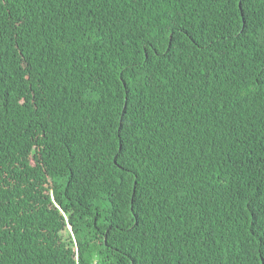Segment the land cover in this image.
Masks as SVG:
<instances>
[{
    "label": "trees",
    "instance_id": "16d2710c",
    "mask_svg": "<svg viewBox=\"0 0 264 264\" xmlns=\"http://www.w3.org/2000/svg\"><path fill=\"white\" fill-rule=\"evenodd\" d=\"M0 264H264V0H0Z\"/></svg>",
    "mask_w": 264,
    "mask_h": 264
}]
</instances>
